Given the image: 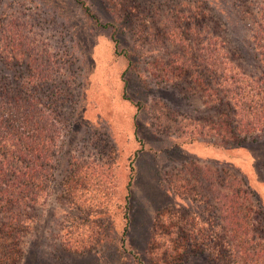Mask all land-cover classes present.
Instances as JSON below:
<instances>
[{"label":"rangeland","instance_id":"1","mask_svg":"<svg viewBox=\"0 0 264 264\" xmlns=\"http://www.w3.org/2000/svg\"><path fill=\"white\" fill-rule=\"evenodd\" d=\"M2 12L22 26L29 45L20 40L24 49L17 57L22 60L16 61L10 58L6 42L5 46L0 42V90L6 94L10 86L15 96L23 81L36 84L42 75L50 76L44 83L46 93L37 88L33 97L47 111L50 135L57 130L60 136L52 161L58 164L48 171L47 187L32 211L18 264H165V255L153 251L163 243L164 231L151 244L156 232L152 226L159 215L157 226L168 228L169 218L177 217L167 212L179 207L199 216L198 201L165 192L172 190L166 176L190 163L215 166L211 161L218 160L224 169L231 164L230 172L244 174L264 204V131L234 141L212 137L213 132L197 134L195 117L202 123L212 113L197 95L200 91L188 95L177 87H188L186 82L165 71L170 79L166 83L159 65L149 64L171 52L229 55L233 62L224 64L227 73L236 67L260 77L264 67L251 28L256 29L258 21L264 23V0H0ZM6 19L10 17L1 21ZM176 21L183 23L180 32L168 34L165 29L174 28ZM168 38L172 41L166 48L163 43ZM27 50L38 58L31 76L25 66ZM45 56L50 60L48 70ZM128 57L133 60L130 66ZM57 86L63 89L60 100L48 99L47 93ZM62 101L56 121L52 107L57 104L58 109ZM39 120L45 123L43 116ZM254 152L261 158L255 160ZM72 170H77L79 182L91 176L84 181L83 196L96 197L105 206L86 217L90 223L79 225L85 230L92 224L86 234L94 229L96 237L85 253L61 244L65 224L84 223L80 216L87 215L75 209L71 197L61 190L59 180ZM197 223L204 227L200 219ZM205 263L195 254L182 264Z\"/></svg>","mask_w":264,"mask_h":264},{"label":"trees","instance_id":"2","mask_svg":"<svg viewBox=\"0 0 264 264\" xmlns=\"http://www.w3.org/2000/svg\"><path fill=\"white\" fill-rule=\"evenodd\" d=\"M3 16L10 17V20L6 19L3 23ZM176 23L174 28L165 31L168 34L180 32L179 28L183 23ZM256 25V29L251 28V38L257 57L259 55V61L264 67L263 20L256 22ZM114 32L112 31L111 36L117 44ZM180 39L187 41L185 38ZM20 40L29 45L22 26L13 22L10 14L2 12L0 42H3L4 46L6 42L10 58L16 61L22 60L17 57V52L24 49ZM169 41L172 39L168 38L163 43L166 48L169 47ZM24 56L25 66L31 76L32 65L37 63L38 58H33L28 50ZM228 56L219 58L214 54L196 56L188 52H171L165 58L152 59L149 64L159 65L163 75L161 80L166 83L170 79L165 71L174 77L177 76V80L186 82L188 87L181 84L177 87L188 95L200 91L197 95L203 99L202 104L207 111L212 113L205 115L202 123L199 117H195L197 134L207 136L213 132L212 137L224 141L258 137V132L264 131V73L260 77H252L241 70L236 71V67L227 73L224 64L233 62ZM43 59L47 62L45 70H48L50 60L46 56ZM132 62V58L128 57L129 66ZM23 76L22 72L18 75L22 81ZM5 77V85L9 86L8 77ZM49 78L50 76L44 74L36 84L30 80L23 81L18 84L15 96L10 86L5 89L6 94L0 90V264H18L21 261L20 243L24 240L25 232L29 230V222L34 218L32 211L39 203L40 192H44L47 187L48 171H53L54 165L58 164L52 161H56L55 141L60 138L59 131L53 130L50 135L51 128L46 120L47 111L40 109L39 103L33 97L37 88L46 93L44 83ZM62 91L63 89L57 86L54 91L47 93V98L54 97L59 101ZM63 104L64 101L59 102L58 109L57 104L52 107L56 121ZM41 116L44 117L45 123L39 120ZM180 116L183 120L189 118ZM251 154L255 160L261 158L257 152ZM262 160L264 162V155ZM211 162L215 166L190 163L182 170H176L177 172L166 176V182L172 190L165 189V192L169 190L175 194L180 193L184 199L198 201L201 208L199 216L194 213L188 215L182 212L180 207L178 210L168 211L169 217L177 218H169L166 229L157 226L158 215L152 226L156 232L154 237H151V244L155 243L157 234L164 231L163 235H160L163 243L161 246H154L153 251L165 255V264L186 263L189 257L195 254L200 255L202 260L207 262L205 264H264V204L260 203L258 193L248 183L244 174L238 170H235L237 175L232 174L229 170V167L233 168L231 164H227L224 169L220 161ZM69 165L70 162L68 168ZM76 171L62 175L63 178L59 180L61 190L71 197L69 202L75 209L87 215L80 216L84 223L73 225L67 221L69 223L65 224L62 234L66 239L62 237L61 244L69 251L85 253L92 248L96 237L94 229H90L86 234L87 228L93 227L92 224L87 225L85 230H80L79 225L90 223L86 217L104 211L105 206L104 202L96 197L83 196V192L87 190L84 181H88L91 176H86L83 182H79ZM228 178L233 181H228ZM96 181L103 180L97 178ZM128 194L126 204L129 201ZM198 219L204 227L198 226ZM128 223L129 215L126 217V225ZM86 238L90 239L84 246Z\"/></svg>","mask_w":264,"mask_h":264}]
</instances>
